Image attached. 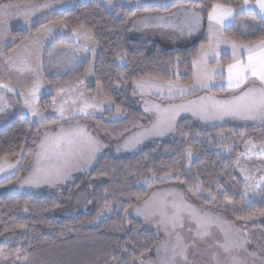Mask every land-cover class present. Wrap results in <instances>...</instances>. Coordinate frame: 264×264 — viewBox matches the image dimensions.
Segmentation results:
<instances>
[{
  "label": "trees",
  "instance_id": "trees-1",
  "mask_svg": "<svg viewBox=\"0 0 264 264\" xmlns=\"http://www.w3.org/2000/svg\"><path fill=\"white\" fill-rule=\"evenodd\" d=\"M31 1L39 0H0V7ZM186 4L203 6L207 18L216 4L237 9L241 8L244 0H194ZM174 6L163 10L168 11ZM142 10H110L103 0H90L53 18L71 31L86 33L98 47L94 64L95 81L100 85L103 96L122 115V118L110 120L112 113H107L95 120L100 131L109 138L121 137L144 122V116L127 97L134 96L131 90L133 83L152 79L192 84V62L200 49L208 45L204 36L174 53L149 52L141 44L129 43L124 37V28L128 20ZM242 17L256 22L258 28L255 33L240 32L237 21ZM236 18L233 25L223 30L227 38L247 46L264 39L263 19L245 13H239ZM43 25H37L29 32L14 31V47ZM121 58L125 60L122 66L119 64ZM221 63L225 67L231 64L230 55H222ZM122 85L125 86L123 94L119 92ZM51 100L52 96L43 98L39 101L40 108L49 110ZM39 128L40 125H33L29 119L18 114L12 124L0 130V161H14L23 152V164L28 161ZM236 130L245 129L232 126L204 129L183 121L178 124L173 140L151 144L133 156H102L88 174L89 179L97 180V186L92 193L95 208L87 213L57 220L50 217L60 207L53 197L0 195V264H136L152 250L151 241L155 240V235L144 229L139 221L131 219L128 223V210L146 197L148 187L160 185V181L152 184L153 178L179 173L189 149L193 151V160L184 187L197 184L205 193L221 188L225 191L238 189L241 183L234 174L236 155L244 144H253L264 152V147H261L264 146V133L235 140L237 137L232 135ZM226 132L228 134L224 135ZM220 133L224 135L223 144L217 142ZM230 143H233V150L222 154L219 149ZM14 179L16 175L0 183V188ZM171 179L174 181L176 178ZM118 204L122 207L117 210ZM258 208L264 211V206Z\"/></svg>",
  "mask_w": 264,
  "mask_h": 264
},
{
  "label": "rangeland",
  "instance_id": "rangeland-1",
  "mask_svg": "<svg viewBox=\"0 0 264 264\" xmlns=\"http://www.w3.org/2000/svg\"><path fill=\"white\" fill-rule=\"evenodd\" d=\"M62 1L63 0H47L43 5L47 4V7L56 8L58 3ZM89 1L90 0H71V6L73 7L79 3ZM103 1L107 6L106 0ZM188 1L194 0H148L147 2H149L148 4L157 3L159 5L170 6L174 4H186ZM139 4L141 3H136V5ZM249 4H255V0H249ZM10 5L22 4L12 3ZM12 7L6 9L10 13L9 15H0V84L10 86L14 92H18L21 96L29 94L28 97L30 100L33 99L31 93L35 90L36 94L34 101L38 96L44 94H47V97L52 95L54 101L51 100L50 109L47 111H43L39 106V101H35L34 107L38 110V115L33 116L25 106L24 101H8L6 98L4 99V101L7 102V107H5L3 112H0V130L7 128L11 124V119H14L13 116L16 115L15 117L17 119L18 114L29 119L33 125H40V128L36 132V138L32 143V152L28 161L23 164L25 160L24 152L14 161L6 159L0 161V183H4L16 175V179L0 188V195H21L36 198L44 196L53 197L58 200L60 207L52 212L50 217L57 220L78 213L90 212L95 208L92 193L97 186V180L89 179L88 174L95 167L98 160L107 154L113 157L133 156L151 144H162L166 141L175 139L177 135V124L179 120L182 119V114H184L186 110L179 111L172 124L171 130H166L161 135L144 136L141 134L148 129H152L153 126L157 124L158 118L164 115L162 112L163 109H167L173 105H188V102L185 100H175L170 95H164L160 99L142 95L139 97L133 96L134 98L131 100V103L144 116V122L139 128L121 137L109 138L105 132L100 131L95 120L105 117L107 113L112 112L114 113L110 114L111 118L108 117L110 120L122 118L120 111H114L115 107L112 102H97L100 103L99 115H94L91 118L84 117L79 120V118H82L79 114L85 112L81 111L85 106L82 101H63L61 97L63 93L61 89L55 90L57 89L56 85H49L44 88L37 85L40 76L36 73L20 75L18 77L12 76L11 79L9 75L6 74L4 70V66L7 63L6 59L8 57L12 59L13 55L15 56L17 52L21 54V51L29 52L27 57L21 61L25 62L28 67H33L37 69V71H40V73L41 70H44L45 73L52 52L61 47L60 43L52 45L50 52L44 53V56L45 54L46 56L43 58L41 65L38 64L35 59V48H39V46L43 44V41H41L40 44L37 43L39 38L29 41L24 46L14 48L15 40L12 36L14 31L10 35L7 28L12 25L11 21L16 20V23L20 22L25 18V15L19 8ZM2 9L5 10V8ZM60 9L63 10V8ZM49 10L51 11L52 9ZM234 10L233 14L227 17L222 23H217L215 20L212 21L213 27L210 33L212 46L208 48V54L210 58H217L221 53L228 54L231 56L233 64H236L237 62L243 61V58L248 62V49L252 47L238 45L232 40L225 44L222 39L226 40L229 38L221 32V28H227L233 25L239 13H252L249 12L247 8H237ZM42 11L40 10L39 12ZM47 12L44 14V18H47L46 20H48L50 16L48 14L49 12ZM255 15L264 20V14L260 13L258 8L256 9ZM53 18L41 24L46 25L56 22ZM239 21L240 19L237 22ZM61 25L64 24L61 23ZM245 29L240 28V32L242 34H250V32H252V29L250 31H245ZM65 33L61 38L63 40L67 38ZM8 49L9 51L6 53L3 51H7ZM60 52L61 51H59V53ZM8 53L15 54L8 56ZM119 64L121 66L124 65L125 60L121 58ZM38 66L42 67V69H39ZM199 68L201 71V64H199L198 70ZM220 69V72H222V68ZM62 72L61 75H64L65 73L63 70ZM225 73L228 75L227 71ZM174 74L177 73L175 72ZM253 81L259 86L258 80H255L254 77H249L247 83L242 84L238 89H234L233 95L245 91L253 84ZM123 90L124 89L119 92L123 94ZM98 91L99 90L96 91L97 94ZM197 92H203V89H197ZM201 97H204V95H201L200 98ZM61 108H63V112H61ZM196 116L206 124L204 129H209L208 125L214 128L219 122H221V124H219L217 128L232 126L235 129H245L244 131L236 130L234 134L232 133V137H237L235 140L264 133V121L244 120L232 116H224L221 119L213 118V120L203 119L199 114H196ZM61 128L65 130L69 128H80L87 136L91 137L98 146V150L95 152L93 159L90 163L81 161L80 165L73 168L70 174L60 182L53 184L41 183L38 185L25 183L36 170L37 154L41 152L40 143L45 139V133L47 132L49 136H54L60 132ZM226 134H228V132L224 133V135ZM224 135L221 133L219 134V141L217 140L219 144H223L222 140ZM219 150L222 154L232 151L233 143H230L229 146L221 147ZM188 152L186 155V162L180 167L179 173L171 175L170 177L153 178L152 184L160 181V185L148 187L146 197L133 205L126 214V221H128V223L131 219L139 221L144 226V229L153 232L155 235V240L151 241L153 246L152 250L150 253H147L137 260L136 264H171V250L178 243L177 237H180V245L186 246L187 248V260L185 261L181 256L177 255L174 264H233V258L241 261V264H264V211H260L258 208V206H264V152L259 150L255 145L253 146V144L242 145L236 155L234 169V174L238 177V181H240L241 185H239L238 189L225 191L221 188L212 191V193L202 192L200 186L197 184L184 187L185 183L188 182L187 175L193 160V151L191 150V156H189ZM171 178L176 179L173 181ZM181 197L185 204L191 205L201 216L207 215L213 219L218 217L221 222L220 225L217 226L213 224L209 229L210 235L200 236L197 234V224L185 211L182 213L183 227L177 226L173 229L171 225H169L166 230L165 225L161 222L160 212L163 211L166 212L168 216H172L175 212L172 203L173 201L179 202ZM255 202L259 205H256ZM121 207L122 205L118 204L116 209H121ZM221 228L225 230L231 228L227 241L230 245V251L228 252H225L223 247H221V245L226 243L225 233ZM189 229H191V231ZM177 251H179V249H177ZM250 253H252V255H250Z\"/></svg>",
  "mask_w": 264,
  "mask_h": 264
},
{
  "label": "crops",
  "instance_id": "crops-1",
  "mask_svg": "<svg viewBox=\"0 0 264 264\" xmlns=\"http://www.w3.org/2000/svg\"><path fill=\"white\" fill-rule=\"evenodd\" d=\"M147 1L148 0H111V2H109V0H106L107 6L110 10L117 8L144 9L134 14L128 20L124 28V37L129 43L141 44L145 46L149 52L159 50L162 52L174 53L180 49L186 48L204 36L208 41V45L200 49V52L195 59L198 62L197 66L194 67L192 64V84L181 85L178 83L159 82L152 79H145L132 84L131 90L134 96L139 97L142 95L149 96L154 99H160L164 95H170L173 99L185 100L188 104L194 100H196L195 102H199L201 101V98H205L206 102H210L208 98L216 100L231 98L234 94V89L237 88L229 87L228 75H226L225 72H228V66L230 64L225 67L221 63L222 55L226 54L221 53L217 58H210V55L208 54V48L212 46L210 40V28L212 30L213 23L212 21H209L208 16L207 18L205 17L203 6H197L194 4H174L176 6L168 11H164L163 9L169 6L159 5L157 3L148 4L149 2ZM45 2H47V0L21 3L22 5H20L19 10L25 12L29 10V6H42ZM136 3L141 4L136 5ZM8 5H4V7L1 6L0 9L5 8V6ZM73 7L71 6V0H63L58 3L56 8L35 7L34 10H32L31 15L25 16V18L20 22L16 23V20L11 21L12 25L7 28V31H9L10 35L13 31L28 32L37 25L51 20L54 15L70 10ZM60 8H63V10ZM49 9H52V12ZM40 10L43 11L39 12ZM45 12L50 15L48 20H46L47 18H44ZM192 13H195L196 16L199 17L198 25L194 26L192 24ZM193 27L195 30L191 31L190 34V28ZM240 28H246L245 31H250L252 29V32L250 33L253 34L257 31L258 25L251 18L242 17L239 21V30ZM225 29L226 27L221 28V32L223 33V30ZM64 33L67 35L65 40L61 39ZM36 38H39L37 40L38 44L43 41V44H41L39 48H35V59L40 65L43 58L46 56V54L44 56V53H47L48 51L50 52L52 45H56L57 43H60L61 45V47L52 52L48 61V66L45 70L46 74L44 73V70H41L40 73L37 69L28 67L25 62L21 61L22 59H25L29 53L21 51V54L17 52L15 56L13 55L15 53H8V56L13 55L12 59L11 57L6 59L7 63L4 66V70L6 74L9 75V78L11 79L12 76L18 77L20 75L36 73L40 76L37 81V85L42 88L48 87L49 85H56L57 89L55 90L61 89L63 93L61 96L63 101H82L85 106L90 105V107H83V111L85 112L79 114L82 116L79 120L84 117L91 118L94 115H99L100 103L97 102L108 100L103 96L102 89L100 85L96 83L94 78V64L97 57L98 47L93 42L91 37L82 31L73 32L66 26L61 25V23L52 22L41 26L23 43L16 47L24 46L29 41L35 40ZM222 40L225 44L230 42V39H226L229 41L224 39ZM257 45L258 44L248 46L256 48ZM9 49L7 51H3L6 53ZM59 51L61 52L59 53ZM241 62L247 64L245 58H243V61ZM199 64H201V71L200 68L198 70ZM231 64H233L232 58ZM38 68L42 69V67L39 66ZM220 68H222V72H220ZM62 70L65 73L64 75H61L63 73ZM197 75L200 76L199 82L197 81ZM179 88L184 89L183 95H181L178 91ZM9 89L12 88L10 86L0 87V96L4 99L6 98L8 101H25V98L29 99V94L21 96L18 92H14V90L9 91ZM122 89L125 91L124 85H122ZM197 89H203V92H197ZM97 90H99L98 94L96 93ZM201 95H204V97L200 98ZM45 97H47V94L40 95L35 99V101H41ZM127 97L130 101L134 98L129 95H127ZM52 101H54V99H52ZM114 111L118 112L116 109ZM15 116H13L14 119H11V124L15 121ZM183 121H188L192 125L202 128L206 127V124L203 123L204 121L197 117L196 114H193V111L190 110H186L184 114H182V119L179 120L178 124ZM219 124H221V122H219ZM219 124H216L214 128H217ZM208 126L209 129H213L211 128V125Z\"/></svg>",
  "mask_w": 264,
  "mask_h": 264
},
{
  "label": "snow or ice",
  "instance_id": "snow-or-ice-1",
  "mask_svg": "<svg viewBox=\"0 0 264 264\" xmlns=\"http://www.w3.org/2000/svg\"><path fill=\"white\" fill-rule=\"evenodd\" d=\"M111 2V0H109ZM48 5H35L29 6V10L24 12L25 16L31 15L32 10L35 7H47ZM10 6H5V10H0V15L7 16L10 13L6 10ZM19 8L20 5H15ZM241 8H247L253 15L256 14L258 8L260 13L264 14V0H255V4L250 5L249 0H244V4ZM235 10L232 7L216 4L213 6L212 11L208 14L209 21L215 20L217 23H222L227 17L231 16ZM192 24L198 25L199 17L195 13H192ZM27 22V21H26ZM195 30L194 27L190 28L191 31ZM211 31V28H210ZM249 56L247 64L237 62L236 64H230L228 66V81L229 87L240 88L242 84L247 83L249 77H254L259 81V86L255 81L245 91L233 95L229 99L216 100L208 98L210 102H205V98H201V101L189 102L188 105H173L167 109H163L164 115L158 118L157 124L152 129L146 130L141 135H161L166 130H171L172 124L176 115L181 110L193 111V114H199L203 119L223 118L224 116L238 117L244 120H260L264 121V39L258 42L256 48L248 49ZM193 66H197V61L193 60ZM197 81H200V76L197 75ZM0 87H7V85L0 84ZM12 91V89H9ZM178 91L181 95L184 94V89L179 88ZM35 90L31 93L33 99L25 98L24 104L31 112V115H38V110L34 107ZM7 107V102L0 96V112H3ZM85 107H90L86 105ZM83 111V109H81ZM147 111V109H146ZM63 112V108H61ZM250 143V141H249ZM254 146V145H253ZM41 152L37 154V167L32 176L29 177L25 183L38 185L41 183H57L65 179L73 168L80 165V162L90 163L94 157L95 152L98 150V146L91 137L87 136L80 128H69L65 130L60 129V132L54 136H49L45 133V139L40 143ZM264 150V149H262ZM191 156V149L188 152ZM172 207L175 212L172 216H168L166 212L161 211V222L165 225V229L171 225L173 229L177 226L183 227L182 213L185 211L187 215L195 221L197 224L198 232L200 236L210 235L209 229L213 224L220 225L219 218L213 219L210 216H201L199 212L191 205H187L183 202L181 197L180 201H173ZM191 231V229H189ZM202 230V231H201ZM225 233L226 243L221 245L225 252L230 251V245L227 243L228 234L231 232V228L225 230L221 228ZM180 237H177V245L172 248L171 264H174L177 255L181 256L185 261L187 260L186 246H182L179 243ZM238 246V245H237ZM179 249V251H177ZM252 255V253H250ZM233 264H241V261L233 258Z\"/></svg>",
  "mask_w": 264,
  "mask_h": 264
}]
</instances>
